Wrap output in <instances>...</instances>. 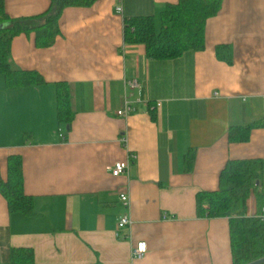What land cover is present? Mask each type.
<instances>
[{
    "label": "crops",
    "instance_id": "0c3cea01",
    "mask_svg": "<svg viewBox=\"0 0 264 264\" xmlns=\"http://www.w3.org/2000/svg\"><path fill=\"white\" fill-rule=\"evenodd\" d=\"M178 1L97 0L63 11L50 48H38L34 34L13 40L14 67L46 83L8 89L0 76L1 176L9 156L22 158L35 213L10 214L0 193V264L13 248L31 249L35 264H232L229 220L200 218L197 195L219 189L228 161L264 160V0H222L203 51L152 60L144 45L125 43V18L154 16L159 28L165 6ZM4 2L13 19L52 4ZM218 46L231 47V64ZM134 79L140 89H127ZM59 83L71 95L69 130L58 123ZM125 95L135 112L119 117ZM234 126H253L247 143L229 142ZM131 154L128 174L112 176ZM247 205L249 217L264 211L255 195ZM123 216L132 224L119 229ZM142 241L149 253L133 260Z\"/></svg>",
    "mask_w": 264,
    "mask_h": 264
},
{
    "label": "trees",
    "instance_id": "16d2710c",
    "mask_svg": "<svg viewBox=\"0 0 264 264\" xmlns=\"http://www.w3.org/2000/svg\"><path fill=\"white\" fill-rule=\"evenodd\" d=\"M97 0H52L43 14L30 18H10L5 2L0 0V76L8 89L41 86L46 83L36 71L14 67L11 61L13 40L22 34L35 35L38 48H50L60 36L59 21L63 11L73 7H88ZM222 8V0H179L166 5L160 14V27L154 16L125 18L124 41L129 45H144L152 60H173L187 52L203 51L206 47V26ZM217 57L231 64L232 49L216 47ZM57 114L60 127L71 128L73 120L71 95L65 83L57 85ZM253 126H234L228 140L233 144L247 143ZM189 169L191 164L188 163ZM264 160H230L220 173L219 189L197 195V215L200 218L229 220L232 264H250L264 258V219L247 215L248 200L255 195L264 209ZM0 193L10 214L33 216V198L24 193L23 161L20 156L7 159V178L0 172ZM5 264H35L34 253L27 248H13Z\"/></svg>",
    "mask_w": 264,
    "mask_h": 264
},
{
    "label": "built area",
    "instance_id": "2783aa9c",
    "mask_svg": "<svg viewBox=\"0 0 264 264\" xmlns=\"http://www.w3.org/2000/svg\"><path fill=\"white\" fill-rule=\"evenodd\" d=\"M122 7L117 8V13H122ZM127 89L129 90H137L140 89V84L137 80H130L126 81ZM138 102H141V100H138ZM123 108L117 112V116L119 117H128L132 113L135 112V108L132 105V102L129 100L128 96H124L123 100ZM161 106V103H157L156 106H150V111H154L156 108H159ZM121 142L124 145H127V139L125 137L121 138ZM134 155H130V158L125 162H118L114 166L109 168V171L112 176L119 177L122 175H126L129 172L130 169V162L131 159H134ZM121 201L127 206L128 205V197L127 195L121 194L120 195ZM261 219H264V211L262 214L259 215ZM132 224V221L129 216H123L120 221L118 222V228L123 229L126 227H130ZM149 253V248L146 242H139L137 243L131 251L132 259L133 260H142L146 257V255Z\"/></svg>",
    "mask_w": 264,
    "mask_h": 264
},
{
    "label": "water",
    "instance_id": "95a60500",
    "mask_svg": "<svg viewBox=\"0 0 264 264\" xmlns=\"http://www.w3.org/2000/svg\"><path fill=\"white\" fill-rule=\"evenodd\" d=\"M2 27H0V29H1ZM250 264H264V258L263 259H260V260H257V261H255V262H252V263H250Z\"/></svg>",
    "mask_w": 264,
    "mask_h": 264
},
{
    "label": "rangeland",
    "instance_id": "374dc122",
    "mask_svg": "<svg viewBox=\"0 0 264 264\" xmlns=\"http://www.w3.org/2000/svg\"><path fill=\"white\" fill-rule=\"evenodd\" d=\"M157 26H159V18H157Z\"/></svg>",
    "mask_w": 264,
    "mask_h": 264
}]
</instances>
